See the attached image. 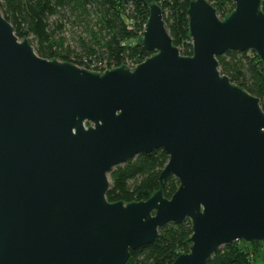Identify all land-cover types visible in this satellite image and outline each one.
Listing matches in <instances>:
<instances>
[{"label": "water", "instance_id": "95a60500", "mask_svg": "<svg viewBox=\"0 0 264 264\" xmlns=\"http://www.w3.org/2000/svg\"><path fill=\"white\" fill-rule=\"evenodd\" d=\"M233 2L220 19L207 0L190 1L191 56L149 4L137 42L152 55L102 72L39 56L0 9V264H125L186 219L189 251L172 264L264 242V109L217 60L251 50L264 67V12L261 0ZM159 148V188L109 202L110 171ZM170 174L179 184L166 198Z\"/></svg>", "mask_w": 264, "mask_h": 264}, {"label": "trees", "instance_id": "16d2710c", "mask_svg": "<svg viewBox=\"0 0 264 264\" xmlns=\"http://www.w3.org/2000/svg\"><path fill=\"white\" fill-rule=\"evenodd\" d=\"M190 1L145 0V4H138L122 0H0V9L18 38H27L39 56L70 61L99 72L104 67L134 66L152 55L137 42L152 3H157L163 11L172 44L182 55L191 56L187 17ZM207 1L220 19L234 9L233 0ZM261 9L264 12V0ZM67 33L77 40L79 50L68 42ZM217 60L220 71L258 97L264 109V67L259 57L251 50H228ZM167 160V154L159 148L115 166L109 173L106 199L124 203L147 199L159 188V175ZM178 184L174 175H168L163 180V196L170 198ZM190 235V220L169 223L159 228L152 243L130 250L125 264H172L179 254L189 251L186 240ZM262 263L264 242L236 240L218 248L207 264Z\"/></svg>", "mask_w": 264, "mask_h": 264}, {"label": "rangeland", "instance_id": "374dc122", "mask_svg": "<svg viewBox=\"0 0 264 264\" xmlns=\"http://www.w3.org/2000/svg\"><path fill=\"white\" fill-rule=\"evenodd\" d=\"M66 36H67V40H68V42H70V43H72L73 44V46L74 47H76V50H79L80 48H79V45H78V42H77V40L76 41H74V37H70V33H67L66 34ZM78 48V49H77ZM263 264V263H262Z\"/></svg>", "mask_w": 264, "mask_h": 264}, {"label": "built area", "instance_id": "2783aa9c", "mask_svg": "<svg viewBox=\"0 0 264 264\" xmlns=\"http://www.w3.org/2000/svg\"><path fill=\"white\" fill-rule=\"evenodd\" d=\"M126 65H128V64H126ZM130 66V65H129ZM106 69H111V68H106V67H104L101 71H99V72H102V71H104V70H106Z\"/></svg>", "mask_w": 264, "mask_h": 264}]
</instances>
